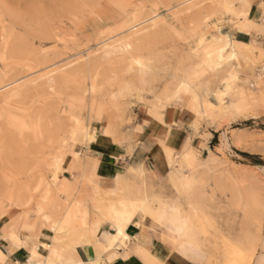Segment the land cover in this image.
<instances>
[{"label": "rangeland", "instance_id": "374dc122", "mask_svg": "<svg viewBox=\"0 0 264 264\" xmlns=\"http://www.w3.org/2000/svg\"><path fill=\"white\" fill-rule=\"evenodd\" d=\"M262 7L0 0V232L12 227L11 244L45 245L42 263L64 264L74 244L91 245L96 225L114 232L125 178L161 216L143 228L162 249L137 250L144 264H170L171 255L183 264H264V52L256 39L253 53L236 45L238 32L258 31ZM227 42L236 47L225 50ZM126 43L135 45L123 54ZM167 111L181 116V136L165 125L157 139L165 177L96 149L101 134L140 145L145 126L164 125ZM178 213L193 229L186 248L172 224Z\"/></svg>", "mask_w": 264, "mask_h": 264}, {"label": "crops", "instance_id": "0c3cea01", "mask_svg": "<svg viewBox=\"0 0 264 264\" xmlns=\"http://www.w3.org/2000/svg\"><path fill=\"white\" fill-rule=\"evenodd\" d=\"M251 3L254 14H256L258 9L263 8L262 5L264 4V0H251ZM256 19H258V31L251 33L240 31L237 33L236 41L243 44H254L252 40L256 39L262 48L261 50L264 52V9L261 16ZM180 120L181 116L178 113L167 111L164 115V125L150 122L149 126H145L144 136L140 145L131 146L124 143L120 139V136L101 134L98 136L99 139L96 141L95 147L105 157H116L118 159L124 158L129 163L139 165L144 163L145 166L151 169L155 176L165 177L168 172L166 168L167 163L164 157V151L157 142V139L167 130V125L172 126L171 132H174L172 137H177V135L180 134V131L177 128H174V125ZM105 128L106 127H104V129ZM185 135L186 133L182 134V137H185ZM179 136H181V134ZM155 155L157 158L154 157ZM104 227L105 225L100 228L98 237L92 240L91 245H79L76 247L75 261L83 264H144L140 260L141 258L139 255L136 253L137 250H146L152 255H158V253L162 250L160 248L159 241L154 235L145 232L144 229L146 228L143 229L141 227H137L134 223H132L126 229V232L131 237V240L127 242L125 248H115L112 250L102 251L100 248L107 246L108 240L112 235V232L105 230ZM111 230L114 231V229ZM9 241L11 240L7 236H5L4 240L0 241V264H37L38 262L43 264L41 259L42 257H46L49 252L45 249L44 245V248L40 251L41 257L39 260L30 261V253H28L29 250L25 245H23V243L21 244V247L17 244H11ZM39 241L51 244V240L45 236H43ZM2 242L9 243L3 244ZM30 244L31 242L26 241L27 247H32ZM172 256L173 255L168 257L170 264H183L178 262V260L174 259L175 257Z\"/></svg>", "mask_w": 264, "mask_h": 264}, {"label": "bare ground", "instance_id": "6f19581e", "mask_svg": "<svg viewBox=\"0 0 264 264\" xmlns=\"http://www.w3.org/2000/svg\"><path fill=\"white\" fill-rule=\"evenodd\" d=\"M199 5V4H198ZM132 18V17H131ZM135 35V34H134ZM112 44V43H111ZM134 44V43H133ZM133 44L131 43H126L124 44V46L119 49L121 51L124 52H128L131 50ZM135 45V44H134ZM236 45L240 48L244 47L247 50H249L250 52H252L251 50V43L250 44H243L240 42H237ZM106 47V46H105ZM231 47L232 49H234V47H236L233 44H230L229 42H227L226 46H225V50ZM109 46H107L105 48V51L107 52V54L109 53ZM118 49V48H116ZM103 51V49H102ZM119 51V52H121ZM113 53V51H112ZM224 52H221L219 59H223ZM253 53V52H252ZM114 54V53H113ZM110 56V55H109ZM125 56V55H124ZM231 56H236L235 55V51H233L231 53ZM128 57V56H126ZM131 58V57H130ZM126 59V58H125ZM208 61V60H207ZM138 63V65H141V62H136ZM209 64V61H208ZM236 76V75H235ZM237 77V76H236ZM229 85V84H228ZM185 87V86H184ZM188 91V90H185ZM191 93V92H190ZM246 95H248V93H246ZM250 95V94H249ZM251 96V95H250ZM196 101V100H195ZM207 107V105H206ZM208 107H213V104H208ZM207 107V108H208ZM233 108V106L231 107ZM210 110V109H209ZM223 111V110H221ZM207 112V111H206ZM237 114V113H236ZM185 153V152H184ZM76 154V153H75ZM184 155V154H183ZM155 158H157V156H154ZM185 159L189 160L192 159V153L190 151H188L185 154ZM183 162V161H182ZM186 162V161H185ZM80 167V166H79ZM175 177V176H174ZM120 180V179H119ZM177 181L180 184V186H188L189 180H186L183 177H177ZM119 184V183H118ZM142 185V183H141ZM120 186V187H119ZM117 188V192H115V198L117 200V203L115 204V208L113 209L112 213L113 216L115 218V226H114V232L112 233L111 237L108 240V244L106 247H102L100 248L102 251H107V250H112L115 248H125L127 245V242H129L131 240V237L128 235V233L126 232V229L129 225H131L132 223H134L137 227H147L148 225H150L152 223V220L154 218L160 219L161 216H156V214H154V212L152 211V209L149 206V201H148V197L146 195H141V193L136 192L133 189V185L130 186L128 184V182L124 179L121 180L120 185ZM136 186V185H134ZM116 191V190H115ZM114 192V191H113ZM113 194V197H114ZM109 196H111V194H109ZM138 217L137 221H135V219ZM46 220H48L49 218H45ZM114 220V219H113ZM192 222V221H191ZM172 224L175 227L177 233L179 234L181 240L183 241V247L186 248V246L192 245L193 244V240H194V236H193V229L191 227L190 224H188V222L182 220L180 213H178L177 218L172 220ZM12 225V224H11ZM112 225V224H111ZM8 226V225H7ZM6 226V227H7ZM195 227V226H194ZM14 228V227H13ZM12 227H9L8 229L3 228L0 232V241L4 240L5 236H7L11 241L14 240H18V238L12 233ZM100 233V227L99 225H96L94 228V235L96 237H98ZM16 234V233H15ZM135 236V235H134ZM179 238V239H180ZM28 241V240H26ZM25 242V241H24ZM29 244V243H28ZM26 246V248L29 250L28 253H30L29 256V260H39V258L41 257V249L44 248V245H33L32 247H27L26 244H24ZM21 246V244H20ZM74 246H79L78 244H74ZM22 247V246H21ZM97 249V248H96ZM197 249V248H196ZM139 253L142 256H146V252L144 250L139 249ZM140 257V256H139ZM150 257V256H149ZM151 258V257H150ZM246 258V257H245ZM75 254L71 253L70 255H68V257H66V260L64 262V264H83L81 262L75 261ZM237 259V258H236ZM240 260V259H239ZM238 260V261H239ZM236 261V260H235ZM156 262V261H155ZM236 263V262H235ZM245 263H247V260L245 261ZM244 263V264H245ZM37 264H41L40 262H38ZM148 264H154L153 262ZM234 264V263H233ZM237 264V263H236ZM239 264V263H238ZM240 264H243L240 262Z\"/></svg>", "mask_w": 264, "mask_h": 264}]
</instances>
